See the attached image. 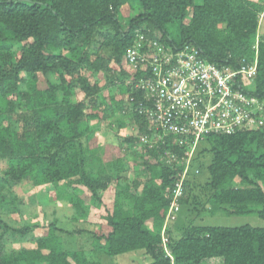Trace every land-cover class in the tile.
<instances>
[{
    "label": "trees",
    "instance_id": "trees-1",
    "mask_svg": "<svg viewBox=\"0 0 264 264\" xmlns=\"http://www.w3.org/2000/svg\"><path fill=\"white\" fill-rule=\"evenodd\" d=\"M263 15L264 0H0V264H102L96 254L134 252H144L151 264H264V226L194 225L220 211L264 222V126L209 133L192 154L166 141L158 152L146 145L133 158L109 161L92 146L102 122L128 109L140 137L126 143L141 146L158 130L144 127L135 112L155 108L140 86L152 72L153 51L178 55L188 47L219 69H254L233 83L263 109ZM112 86L121 99L101 102ZM117 122L118 130L127 127ZM166 150L179 161L159 160ZM92 161L104 170L88 168ZM127 165L139 171L132 183L117 181L107 207L113 170ZM179 183L178 218L167 224L166 249L161 233ZM26 186L49 190L52 201L70 207L72 220L50 221L40 208L41 223H31L18 192ZM94 207L105 211L103 223L90 221ZM61 234L88 235L91 254L69 250Z\"/></svg>",
    "mask_w": 264,
    "mask_h": 264
},
{
    "label": "built area",
    "instance_id": "built-area-1",
    "mask_svg": "<svg viewBox=\"0 0 264 264\" xmlns=\"http://www.w3.org/2000/svg\"><path fill=\"white\" fill-rule=\"evenodd\" d=\"M155 55L150 62V77L142 80L140 86L153 95L155 108L149 111V117L158 130L174 136L179 147L190 146L192 154L200 138L209 133L231 134L238 129L255 130L264 126L263 114L259 113L264 108L246 98L239 89L235 90L233 83L240 74L251 76L254 69H219L201 60L197 51L188 47L178 55ZM129 57L135 61L136 53L131 51ZM181 196L179 183L161 233L166 249L167 224L177 220V201Z\"/></svg>",
    "mask_w": 264,
    "mask_h": 264
},
{
    "label": "rangeland",
    "instance_id": "rangeland-1",
    "mask_svg": "<svg viewBox=\"0 0 264 264\" xmlns=\"http://www.w3.org/2000/svg\"><path fill=\"white\" fill-rule=\"evenodd\" d=\"M256 1V0H254ZM260 33L264 35V15L261 18L260 22ZM261 38V35H259ZM160 51V48H156ZM159 52L153 51V54H158ZM112 75V73H111ZM106 76H110V73H107ZM103 80V77H102ZM104 81V80H103ZM105 82V81H104ZM145 94L147 95L146 89H144ZM115 95L117 98L116 100L119 101L121 99V94L117 86H112L111 89H105L101 96V102H105V98ZM84 95L80 92L78 93V99L82 100ZM256 103V101H255ZM129 108H136V106L129 105ZM151 109L147 106H140L135 112H138V118L141 123H145L144 127H149L151 130L155 127V122L149 117V111ZM133 112L128 111H121V113L113 116L111 119L103 121L100 125V132L97 135V140L94 142L92 146L100 148V152L97 157H105L107 160H112L115 158H123L131 157L133 154L132 151H136L139 149L138 147H146L148 145L150 148L155 146L156 151H160L161 149L157 146L159 142L169 141L172 144L178 146L177 139L174 136H170L168 133L160 132L159 130H155L151 137H144L143 142L140 144L141 146L133 145L132 143H126L125 139L127 138H139V125L140 123H133L131 116ZM118 118L124 120L127 124V127L124 130H118ZM264 119V115H262ZM111 123V126H109ZM120 135V137H118ZM203 140V137L200 138V141ZM122 145V146H121ZM121 146V148H120ZM114 149H112V148ZM111 148V149H109ZM191 147L189 146L187 149L189 150ZM137 152H140L137 150ZM108 155V156H107ZM133 158V157H131ZM159 160H163L168 164L177 163L179 161V157L174 153L173 150H166L163 153L160 152L157 156ZM211 159L208 158L204 162V166H208L210 164ZM88 168L92 169L94 172H102L104 170V166L100 163L88 162ZM132 166V164H131ZM206 166L202 169V176L205 178L207 176ZM125 168V169H124ZM124 168H120L119 170H113V174L115 176L114 181L111 183L109 190L103 196V201L107 207H111L113 205L114 196L112 193L114 192V187L117 184V181L128 182L132 183L135 179V171H139L138 167L134 170L130 169V165H127ZM140 171L141 168H140ZM47 189H36L31 190L29 186L23 187L18 189V192L24 195L26 199L27 208L25 209V213L27 215V219L33 223H41L39 209H44L46 215L48 216L50 221L54 219H59L60 221H69L72 220L71 209L67 204H63L60 202L52 201L51 195ZM86 192V191H85ZM105 215V211L91 208L90 209V221L92 223L101 222L103 223L101 216ZM70 223L67 225L69 226ZM196 226H212V227H228V228H237L242 226H251L254 228H261L264 226V222L260 220L257 216H228L225 215L224 212L220 211L216 214H206L202 215L200 218L196 219L194 222ZM62 235V234H61ZM62 239L64 245L69 250H76V249H84V251L91 254V241L88 235L83 236H68L66 234L62 235ZM27 247L34 248V244H29ZM95 255V254H94ZM96 258L100 259L102 264H151L152 259L148 257L144 252H134L132 254H127L119 257H108L101 255L100 257L96 254Z\"/></svg>",
    "mask_w": 264,
    "mask_h": 264
}]
</instances>
